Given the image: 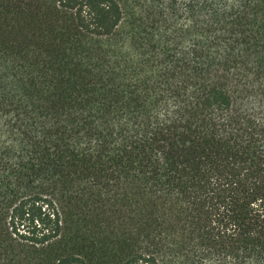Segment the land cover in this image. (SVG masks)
Wrapping results in <instances>:
<instances>
[{"label":"trees","instance_id":"16d2710c","mask_svg":"<svg viewBox=\"0 0 264 264\" xmlns=\"http://www.w3.org/2000/svg\"><path fill=\"white\" fill-rule=\"evenodd\" d=\"M0 195L34 264H264V0H0Z\"/></svg>","mask_w":264,"mask_h":264},{"label":"rangeland","instance_id":"374dc122","mask_svg":"<svg viewBox=\"0 0 264 264\" xmlns=\"http://www.w3.org/2000/svg\"><path fill=\"white\" fill-rule=\"evenodd\" d=\"M46 195H0V264H34L32 259V242L27 239L32 228L40 230V225L25 220L15 209H33L35 215L44 212L43 199ZM51 199L61 209V201L58 196L51 195ZM54 208V205H53ZM15 214L14 222L11 218ZM35 230V229H33ZM27 239V240H26ZM39 246H36V249ZM32 255V256H31Z\"/></svg>","mask_w":264,"mask_h":264}]
</instances>
